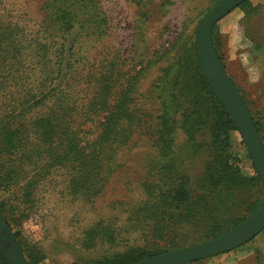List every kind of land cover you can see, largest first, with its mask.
Instances as JSON below:
<instances>
[{"label": "rangeland", "instance_id": "374dc122", "mask_svg": "<svg viewBox=\"0 0 264 264\" xmlns=\"http://www.w3.org/2000/svg\"><path fill=\"white\" fill-rule=\"evenodd\" d=\"M216 1L0 0V32L6 34V45H17L32 61L39 42L61 44L65 71L55 81L53 94L60 91L65 95L80 134L92 139L109 119L115 127L113 136L125 141L112 158H107V176L92 177V195L88 186L85 192L75 191L79 173L70 159L62 166L64 161L55 155L41 153L36 167L43 171L42 179L32 171L31 163L26 166L21 164L25 160H20L11 165L16 154L12 159L4 155L5 170L17 169L21 174L7 180L2 173L0 206L12 231L20 234L22 249L30 247L41 257L36 264H73L111 256L132 246L154 249L161 247L157 243L169 241L186 246L199 243L200 228L150 232L154 219L140 222L134 218L151 199L146 187L156 185L162 173L169 175L176 167L195 179L204 171L210 155L208 133L195 129L183 115L191 99L194 30ZM66 11H73L74 16L62 33L61 17L68 14ZM215 25L226 69L261 122L264 134V0L240 4ZM10 71L16 74L12 68ZM9 83L3 93L0 91V102L15 96L17 87ZM57 98L52 95L45 103L38 99L14 123H28L31 117L55 106ZM165 114L176 122L175 128L173 122L166 126L167 150L173 131L168 155L159 153L156 144L159 122ZM232 140L230 151L236 165L245 174H254L255 165L240 131L233 133ZM30 156L26 157L28 162ZM52 159L58 160L56 166L47 164ZM35 179H39L36 185ZM90 183L91 177L87 185ZM95 225L98 231L113 229L115 243L98 241L90 246L85 235ZM186 264H264V229L239 247Z\"/></svg>", "mask_w": 264, "mask_h": 264}, {"label": "trees", "instance_id": "16d2710c", "mask_svg": "<svg viewBox=\"0 0 264 264\" xmlns=\"http://www.w3.org/2000/svg\"><path fill=\"white\" fill-rule=\"evenodd\" d=\"M248 2L249 0H245L241 6ZM66 12L68 14L61 17V24L64 25L60 28L62 33L67 31L65 25L74 16L73 11ZM216 26L213 29V41L225 66L219 49ZM5 40H7L6 34L0 32V91L3 93V90L10 85L9 82H13L12 85L17 87L13 94L17 97L12 95L8 101L7 99L3 101V98L0 102V112H6V115H0V177L4 173L5 179L10 180L21 174L20 170L8 171L4 168V155H10L11 158L16 154V160L13 159L10 162L11 165L16 161L25 160L21 164L29 166L31 163L33 165L31 168H34L32 171L44 179L43 171L41 172L36 165L41 161V153L45 155L47 153L55 155L60 162L63 160L62 166L68 165L66 159H70L71 166L79 173L75 191L85 192L88 186L91 188V195L94 194L92 177L103 174L104 179L107 176L110 172L109 166L105 163L107 158H112L116 149L125 144V141L113 136L115 127L113 121L109 119L102 123V128L96 136L92 139L85 138L76 128L73 113L65 95L60 91L53 94L56 91L55 81L61 78L65 71L60 60L61 44L47 46L46 43L39 42L34 47V59L29 61L28 55L26 56L20 47L8 46L4 43ZM193 51L194 67L191 73V99L188 106L191 111L186 109L183 116L187 123L194 124L195 129L206 130L209 136L210 155L206 160L204 171L195 179L182 174L176 167L173 172L169 170V175L166 171L162 173L156 185L146 187L151 199L141 207L140 213L135 212L134 219L140 222L154 219L150 232L153 230L158 233L162 231L180 233L179 230L200 228L202 234L199 242H203L225 233L254 212L263 200L264 188L255 166V173L248 175L236 165L230 149L233 146L232 135L239 132V129L208 83L200 66L195 41H193ZM11 68L15 75L11 74ZM31 78H33L32 82ZM52 95L58 96L55 106H49L46 112L37 117H31L28 123L23 121L14 123L23 114H27L38 99L45 103L44 100ZM12 100L16 101L15 105L11 103ZM246 103L248 105L247 101ZM249 109L264 142L262 124L254 116L250 107ZM168 122H173L175 128L176 122L165 114L161 117L157 131V149L162 155H168L173 144V131H171L168 138L170 150L166 149ZM243 143L245 144L244 140ZM109 152L112 153L109 154ZM24 153H31L28 154L32 157L30 162L26 160L28 155L24 157ZM52 160L47 164L56 166L58 160ZM23 165L22 168H24ZM168 166L172 167L171 164ZM46 171L44 174H48ZM74 177L76 178V175ZM90 177L91 183L87 185ZM166 178L171 182L170 184H167ZM38 180L35 179L33 183L36 185ZM0 215L13 230L1 206ZM14 235L19 240L18 231L15 230ZM85 241L90 246H94L98 241L113 244L116 236L113 229L104 227L103 230L98 231L95 225L88 229ZM20 244L24 247L22 242ZM156 245L161 247L152 249V247L132 246L111 256L79 260L73 264H132L141 259L186 246L174 241ZM23 250L31 264H36L41 259L30 247ZM0 264H10L1 251Z\"/></svg>", "mask_w": 264, "mask_h": 264}, {"label": "water", "instance_id": "95a60500", "mask_svg": "<svg viewBox=\"0 0 264 264\" xmlns=\"http://www.w3.org/2000/svg\"><path fill=\"white\" fill-rule=\"evenodd\" d=\"M245 0H219L201 18L195 45L202 71L215 95L237 125L264 188V142L255 119L239 88L225 68L213 41L215 24ZM264 229V196L259 207L225 233L209 240L141 259L132 264H186L227 252L252 240ZM0 251L10 264H31L0 215Z\"/></svg>", "mask_w": 264, "mask_h": 264}]
</instances>
